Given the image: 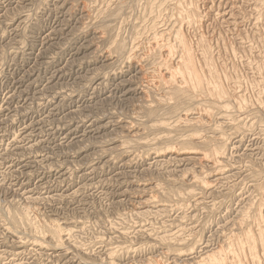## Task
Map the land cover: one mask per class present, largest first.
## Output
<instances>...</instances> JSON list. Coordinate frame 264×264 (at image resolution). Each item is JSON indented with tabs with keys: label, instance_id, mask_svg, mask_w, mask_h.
<instances>
[{
	"label": "rangeland",
	"instance_id": "374dc122",
	"mask_svg": "<svg viewBox=\"0 0 264 264\" xmlns=\"http://www.w3.org/2000/svg\"><path fill=\"white\" fill-rule=\"evenodd\" d=\"M203 1L204 0H199L197 2L200 7L199 11L200 13H202L201 28L204 31L200 28L199 29L203 33L199 29L196 30L195 28L181 23V21L179 22L177 18L175 20L176 16L174 12V15L172 14L173 16H169V14L171 15L170 10H168V13L166 11L167 14H165V12L160 13L164 16H161L160 14H158V12H150L145 5V0H141V2L137 4V7H133L130 11L125 10V12H123V15L121 16V19L115 22V28H117L115 29L116 35H118L121 39H125L127 42L130 39L128 44L131 46L132 37L134 38L138 36L136 32H138L139 29V35L141 36L137 37L138 40L134 41L133 43H141V45H139V48L141 49L137 50V56L140 55L137 59L138 62H141L143 59H141L142 55L140 52L144 50L143 52L145 53V50L148 48L146 45L149 44L148 37H150L151 31H149L148 33L147 31L150 29L152 20L156 22L157 20L158 22L162 21L161 24L157 25L158 31L169 28V26L174 25V22H178V24H175L176 26L182 24L181 28H183V34H186L187 41L192 39L188 43L192 41L195 42L196 39L193 38H197L198 40L199 36H203L205 42H207L206 44L208 45L207 48L209 50L208 52L209 56H211V59L213 60L215 57L218 58L214 59L216 62L213 61V63H215V68L216 63L218 67H221V69H217L220 72L219 74L221 76L224 75L230 77L231 79H234L236 75L235 81L232 79V83H234L235 89L237 87L241 88L245 84L247 85H245L246 87H243L241 89L237 88L236 91L239 90L237 92H239L240 95L244 92L241 97L243 98V95L245 94L243 99H246L247 102L249 101L250 109L258 110L259 105L257 106L256 104L261 103L264 98V84H262L264 83V77H260L264 76V35H262L264 34V5H262L263 10L259 13L260 15L258 16L257 14H255L254 4H252V1L250 0ZM206 1L211 2L208 3ZM141 3L146 7H144ZM232 3H234V5L237 7L232 9ZM112 4L113 6H115L116 2L114 0H0V209L12 203H16V205H12L14 207H18L19 205L21 206V204L27 207L29 205L30 209L37 207L36 209L38 210V212H41L43 215H45V217L49 216L51 219L56 218L61 222H63L62 220L69 222L71 220H74V222L77 223H75L77 226L72 225V227H76V229H78L80 228V226H82L84 228H82L83 230L81 229L80 232L76 229H72L75 232V238L73 237V241L75 240L78 246H81L85 249H81L80 251H83L81 253L80 251H78V249H75L73 242H69V240L66 241L67 243H64L65 245L63 246V249L60 250V253L47 249H43V251L38 246H30L26 243L25 245H23V248L22 246H20L18 242L19 240H17V238H22V241L29 242L31 240V236L29 235V233L23 232L20 233L21 236H19L20 234H17L14 237V235L10 234L7 230H5V228L1 227L3 224L0 223V264H85V261L88 257H90L88 259H91L92 263H99L106 260L107 257L105 258L104 256L106 254L105 251L107 250V248L109 249V247L116 248L117 246H121V241L122 243H125V246L127 244L140 246V243L141 246H144L141 251L139 250V253H136V255H126L125 257V253L121 254L122 256L120 257H122V259H118V261H122H120L121 264H125V262L126 264H129L132 261L136 262V260L140 262L145 260L149 256H159L161 258V261L163 262V260L166 259L161 254V252H164L163 249L156 248L154 250V248H152L151 246L158 245L151 243L149 239L150 237L147 236V234H149L153 229L157 230L156 232H161V229L164 226L163 224L168 225L170 224L169 222L173 223V227L171 226L172 229L169 228L171 232H174L178 228H183L185 230L186 228L187 230L189 228H195L197 231L201 232L200 234H202L203 232L202 241L206 242L208 246L210 245L211 248L215 249L222 242L221 240L223 238L220 235L222 233H225V230L227 231L230 228L235 230L236 228L230 223L225 228L224 222L226 221V219L228 218V220H230L231 222V220L238 217L237 209L239 207L245 205L248 199L254 201L256 199L255 191L253 190V188H251V184H253V182L250 181V179L252 180V178L249 176V174L253 170L264 172V165H262L264 164V139L260 134V130H264V122H262L263 124H257L256 127L255 125L253 126L260 132L258 130H255V128L253 127L250 128V122H248L250 118L249 116L244 114V110H241L240 112L242 113H239V117H242V120L244 119L243 121H245L246 125L248 124V128H250L251 132L245 131V135H232V137L230 138V146L228 147L229 149L227 152L229 156H227V159H229H226L225 161L227 166H225V163V165L223 164V174L226 177L224 175L221 176L217 180V183H223L219 185L215 184L210 188L211 190L209 189L213 192V195L206 197L203 195H196V199H193L191 201L192 203H189L190 207H188V205L185 209V215L188 218L184 220L178 219L182 217L180 215L183 214L182 210L180 209L179 211L172 209V211H170L166 215H162L161 213H155V216L152 215L154 213L148 215L145 214L146 216L137 214L134 215L135 212L133 213L132 211L133 206L138 202V204H140L139 200L144 201L143 199L146 198L145 195L141 194V192L138 191V189L141 188H139L138 186L144 187V185L151 186L161 183L160 185H163V187L165 188V184L168 185L169 182L173 183V181L179 179L180 172L182 170L190 168V161H176L175 159L172 160V158H170V160H167L169 162L167 164L163 163L164 161H166V159L164 158L150 156L146 159L145 157L135 159L136 161L133 160L131 164L127 165V159H129V157H133L134 155L139 156L141 155L139 154L140 152L146 150L145 148L140 147V145L138 146L137 143H144L145 140H142L143 138L146 140H150V138L154 137V135L152 134L155 133H145L144 131L142 132L144 134L141 133L142 136L139 137L140 140L135 143L136 145L134 143L132 144L133 147H130L127 155L121 154L118 156L119 152L122 151V148L120 149V147H118L119 144H122V137H126L129 135H126L127 132H123L121 128L126 126V124L128 125V123L132 119L133 120L131 122L136 123L137 120L135 121L134 119H138V116H140V119L142 120V113H140L138 109L139 105L137 104H140V102H142V90L143 87H145L144 85L146 84L144 83V81L142 82V72H139V70H137L138 68H128L126 65L114 59L115 57H113L112 55L106 56V54L109 55L107 53V46L109 44L108 38L102 40L103 36H101L100 32L94 28H91L93 27V24H95L99 20L97 12H104V8L106 6L107 7L105 8V11L107 12L109 9H111L112 6L110 5ZM85 5H89L92 11L89 10V7H85ZM237 8H240V10H238ZM141 9L143 13H141ZM146 9H148L147 12H145ZM91 12L93 16L91 15ZM146 14L150 15L151 17L146 16ZM216 14H218L219 16H216ZM141 16H143V22L141 20ZM168 17H170L172 20ZM155 18L158 19L155 20ZM233 18H235V20ZM255 18L258 19L259 23ZM90 21L94 23H91ZM142 24L144 27L142 26ZM118 25L120 27H118ZM146 26L149 28H147ZM258 26L260 30L257 29ZM82 28L85 29L83 30ZM145 29L146 31H144ZM193 29L195 31H193ZM204 33L206 34V36L204 35ZM258 33L262 34L259 35ZM224 34L226 36H224ZM243 35H245V38L243 37ZM253 35L256 37V39ZM251 36H253V38ZM236 37L241 38L238 39ZM249 37H251V42L253 43L249 42L251 40L249 39ZM92 38L94 40H91ZM205 38L207 39V41ZM209 38L211 39V41L209 40ZM222 39L224 43H226V47L225 44L222 43ZM197 40L194 44H192L193 42L190 44L191 47L195 45L198 47ZM237 41L239 43H237ZM259 43H261L262 46ZM143 44L144 46L142 48ZM216 44L221 45L220 48L219 45L217 46ZM227 44L230 45L228 46ZM231 45L233 46V48ZM237 45L238 47H235ZM196 46L195 48L192 47V49L193 52L196 53H194L195 57L199 55V60H197L196 57V61L200 62V52H198V48ZM209 46L210 49L212 46V50L209 49ZM196 48L197 51H195ZM47 49L49 50L47 51ZM224 49L226 52L224 51ZM236 51H238L239 53ZM143 52L142 54H144ZM228 52H231V55ZM239 55L241 56V58H239ZM212 56H214V58H212ZM260 60L263 62H261ZM229 67L230 69L232 68L233 71L232 69L230 70ZM121 68L124 69L122 70ZM227 68L230 70H228L229 72H226ZM234 68L238 69L235 70ZM234 70L237 74H234ZM237 70L241 72L238 73ZM240 74L242 75V77ZM237 76L238 78L240 77V80L243 79L240 82H242L244 85L242 83H238L239 79L237 78ZM252 79L256 81L254 82ZM257 80H259L258 83L260 82L259 85L256 83ZM222 81L224 83L225 80ZM250 81L254 83H251ZM249 82L250 86L254 84L256 88H254V86H248ZM224 84V86H226L227 88L228 86L226 82ZM247 87L248 89H246ZM259 87L263 88L259 90ZM243 89L248 90V92L244 91ZM251 92L254 93V96H259L261 99L259 97L254 98ZM251 97L254 99L253 103ZM255 101H258L259 103H256ZM232 102L230 103V110H235L238 114V107L234 108L233 105H235V102ZM254 104L257 108L254 106ZM232 111L230 113H232ZM135 112H137V114ZM236 112L234 114H236ZM260 112H262L260 114L263 118L264 111ZM182 115L183 114H181V117L183 118ZM101 126H103V128ZM227 131L229 132L228 135H230V133H234L228 125L224 127V130H222V132L227 133ZM246 133L249 134L247 135ZM240 136L241 138H239ZM115 137L116 139H114ZM112 148H114L115 150ZM137 148L139 150H137ZM113 152H115L116 154ZM85 159L88 160L86 161ZM178 162L181 163L179 164ZM228 164L232 168H230ZM251 165L253 167H251ZM248 167L251 168L249 169ZM194 168V173H196L197 176L205 177V175H202L201 171L198 170L199 167ZM226 174H229V176H227ZM169 176H171L172 178H169ZM259 181H262V183H264V180L261 178H259ZM185 182H189V180ZM135 188L137 189V191L135 190ZM252 190L254 191V196L253 194H251L253 193ZM131 191L134 192L132 193ZM195 191V194H200V191ZM215 192H218V195ZM216 195L218 196V198ZM201 197H205V199ZM222 198L225 199V201ZM197 199L200 202L202 201V203L197 206H193L195 204L194 200ZM239 199L243 200H241L240 202ZM236 200L238 202H236ZM77 201L79 204L77 203ZM210 202L216 203L217 207L215 208V213H212L210 217H208L209 215L207 214V210H205L203 207H205L206 204L210 205ZM256 202L257 201H255L254 204H256ZM5 203H7L6 206ZM200 205L202 206L200 207ZM220 205L223 206L221 207ZM243 208H246V206ZM121 214L122 217H120ZM123 214L126 216H123ZM193 214L195 216V219L191 220L189 216H193ZM262 214L264 215V213ZM150 215L151 219H149ZM157 215H160V217H157ZM232 216H234V218ZM155 217H157V219ZM75 219L79 221H76ZM141 219H148L150 224L148 223V221L145 220L144 222ZM129 220L131 221V224L133 223L135 225L136 223L138 225H141H131L129 223ZM155 223L157 224L155 225ZM151 224H153L154 226ZM262 224H264V222ZM89 225L93 226L91 227ZM124 225L125 228H122L124 227ZM144 227L147 228L144 229ZM129 228L132 229L129 230ZM138 230H140L139 233L136 232ZM121 231L129 232H127V237L129 238L128 241L124 240L121 237L118 238ZM219 231L222 232L219 233ZM131 233L133 234L132 239L130 238ZM22 234L24 236H22ZM141 236H144L145 238L148 237V240L145 238L142 239ZM139 237L141 238L140 240ZM137 239L140 242H137ZM132 241L134 243L137 242L138 244H134ZM146 241L151 246H149ZM203 246H201L199 250L203 251ZM144 249L147 250L145 251ZM78 252H80V254ZM62 253L65 255H61ZM57 255H60L61 257ZM85 255L87 257H85ZM93 257H95V259ZM100 257H104V260ZM133 258H135V260H133ZM88 259L86 262L90 263L91 261L89 262ZM97 260L99 262H97ZM180 262L182 264L184 261L180 260ZM190 262L192 261H188V263Z\"/></svg>",
	"mask_w": 264,
	"mask_h": 264
},
{
	"label": "bare ground",
	"instance_id": "6f19581e",
	"mask_svg": "<svg viewBox=\"0 0 264 264\" xmlns=\"http://www.w3.org/2000/svg\"><path fill=\"white\" fill-rule=\"evenodd\" d=\"M116 2L115 6H112L111 9H109L107 12L105 11L101 13V11L97 12L98 13V22L93 24V27L97 31L100 32L102 37V40L107 39L109 41V44L107 46V53L106 56L112 55L115 57L117 61L120 63L126 65L128 68H138L139 72H142V82L146 85L143 87L142 90V97L138 109L141 114L138 116V119H134L137 122H129L128 125L122 127L121 129L123 132H127L126 137H122V144H119L118 147L120 149L122 148V151L119 152L118 156L121 154H126L129 151L130 147H133V143H137V141L140 140L139 137L142 136L143 131L149 132V133H155L152 134L154 135L153 138H150V140L142 139L145 140V142H138V146L145 148L146 150H143V152H140L139 154L141 155H134L136 157H129L127 159L128 164H131L133 160L135 159H140L145 157L148 158L150 156H156L159 158H164L166 161H162L163 163H169L167 160H170V158L175 159L176 161L180 160H187L190 161L189 169L182 170L180 172L179 179H176L173 181V183L169 182L168 185L165 184V188L163 185L161 186L160 184H154V185H144L143 186H137L140 188L138 189L141 194L145 195L146 198H144L140 201V204L136 203V205L133 206L132 211L133 213L135 212L134 215H145V214H152L155 216V213H161L162 215L168 214L170 211L177 210L179 211L182 210V213L179 220H184L188 217L185 215V209L189 205V203H192L191 201L193 199H196V195H203V196H211L213 195V192L210 191L211 187L214 186L215 184L217 185V180L223 176V169L224 165L226 164V159L228 156V147L229 145V140L232 137V135H243L245 131H250V128H252L254 125L256 127L257 124H263L264 122V116L262 118L261 114L264 111V98L261 101V103L256 104L258 106V110L256 109H250V103L249 101L247 102L246 99L241 97L239 94V90L236 91L237 87L235 89L234 83H232V79L228 76H221L219 71L217 70L218 68L221 69V67H218L216 63V68H215V63L216 62L214 59H211V56H209V50H208V45L206 44L203 36H199L198 40L196 39L197 45H198V52H200V62L196 61L199 60V55L194 56L196 53L193 52L192 47L195 48V46L191 47V43H188L190 40L191 35L189 36L190 40L187 41L186 34H183V31L181 28L182 24H178V22H174V25L169 26V28L162 29L160 31L157 30V25L161 24L162 21L158 22V18L151 23L150 29L147 31H151L150 37H148V42L146 46L148 47L145 50V53L142 54L143 59L141 62H138V57L137 56L138 49L141 45L140 42L133 43L134 41L138 40L137 37H140L139 35V29L137 33V37H132V42L131 46L128 44V42L125 39H121L118 35H116V23L118 20L121 19V16L123 15V12L125 10L130 11L133 7H137V4L141 2V0H114ZM144 1V0H142ZM199 1V0H198ZM197 0H145V5L149 9L150 12H158V14L165 12V14L168 13V10L171 11V15L173 16V12L175 13V20L176 18L178 21L189 27L197 29H202L201 24H202V13H200V7ZM205 1V0H204ZM203 1V2H204ZM238 1V0H237ZM247 1V0H246ZM252 1V4H254V11L255 14L258 16L260 15L259 13L262 12V5H264V0H250ZM65 2V1H64ZM208 2V1H206ZM205 2V3H206ZM211 2V1H209ZM208 2V3H209ZM104 3V2H103ZM107 3V2H106ZM144 3V2H142ZM141 3V4H142ZM102 4V3H101ZM226 4V3H225ZM232 9L236 8L237 6L232 3ZM83 5V4H82ZM143 5V4H142ZM244 5V4H243ZM1 6V5H0ZM84 6V5H83ZM97 6V5H96ZM102 6V5H101ZM100 6V9H101ZM140 6V5H139ZM138 6V7H139ZM144 6V5H143ZM144 6V7H146ZM218 6V5H217ZM220 6V5H219ZM225 6V5H224ZM85 7H89V5H85ZM264 7V6H263ZM12 8V7H11ZM19 8V7H18ZM103 8V7H102ZM216 8V7H215ZM221 8V7H220ZM6 9V8H5ZM9 9V8H7ZM146 9L145 12L148 11ZM218 9V8H217ZM240 10V8H237ZM89 10H91V7H89ZM95 10V9H93ZM97 10V7H96ZM209 10V9H208ZM215 10V9H214ZM228 10V9H227ZM226 10V11H227ZM242 10V9H241ZM5 11V10H4ZM13 11V10H12ZM86 11V10H85ZM142 11V9H141ZM167 11V13H166ZM231 11V10H230ZM252 11V10H251ZM6 12V11H5ZM95 12V11H94ZM139 12V11H138ZM149 12V13H150ZM240 12V11H239ZM253 12V11H252ZM56 13V12H55ZM96 13V15H97ZM143 13V11L141 12ZM230 13V12H229ZM244 13V12H243ZM254 13V12H253ZM154 14V13H153ZM151 14V15H153ZM173 14V15H172ZM247 14V12H246ZM2 15V14H1ZM85 15V14H84ZM88 15V13H87ZM91 15L93 16L92 12ZM131 15V14H130ZM161 15V14H160ZM163 15V14H162ZM161 15V16H162ZM204 15V13H203ZM229 15V14H228ZM233 15V14H232ZM231 15V16H232ZM235 15V14H234ZM237 15V14H236ZM245 15V14H244ZM144 16V15H143ZM143 16H141V20L143 19ZM151 17L150 15H147ZM156 16V14H155ZM164 16V15H163ZM168 16V15H167ZM216 16H219L216 14ZM263 16V14H262ZM91 17V16H90ZM145 17V16H144ZM154 17V16H152ZM233 17V16H232ZM250 17V16H249ZM96 18V17H95ZM170 18V17H168ZM247 18V17H246ZM264 18V16H263ZM67 19V18H66ZM80 19V18H79ZM93 19V18H91ZM149 19V18H147ZM145 19V20H147ZM153 19V18H152ZM160 19V18H159ZM171 19V18H170ZM235 20V18H233ZM257 22L259 23L258 19L255 18ZM23 20V19H22ZM123 20V18H122ZM121 20V21H122ZM140 20V21H141ZM144 20V19H143ZM142 20V22H143ZM164 20V18H163ZM172 20V19H171ZM221 20V19H220ZM233 20V21H234ZM94 21V20H93ZM97 21V20H96ZM206 21V20H205ZM214 21V19H213ZM224 21V20H223ZM244 21V20H243ZM28 22V21H27ZM91 22V21H90ZM146 22V21H145ZM216 22V21H215ZM214 22V23H215ZM242 22V21H241ZM94 23V22H91ZM114 23V24H113ZM148 23V22H147ZM173 23V21H172ZM227 23V22H226ZM239 23V22H238ZM255 23V22H253ZM26 24V23H25ZM144 24V23H143ZM142 24V26H143ZM216 24V23H215ZM221 24V23H220ZM219 24V26H220ZM236 24V22H235ZM88 25V24H87ZM139 25V24H138ZM150 25V24H149ZM226 25V24H225ZM241 25V24H240ZM247 25V24H246ZM137 26V25H136ZM140 26V25H139ZM185 26V27H187ZM203 26V25H202ZM22 27V26H21ZM118 27H120L118 25ZM138 27V26H137ZM144 27V26H143ZM147 27V26H146ZM183 27V26H182ZM149 28V27H147ZM205 28V27H204ZM234 28V27H233ZM14 29V28H13ZM80 29V28H79ZM83 29V28H82ZM85 29V28H84ZM83 29V30H84ZM199 29V30H200ZM259 29V26L258 28ZM30 30V29H29ZM134 30V29H133ZM189 30V29H188ZM203 30V29H202ZM225 30V29H224ZM237 30V29H236ZM240 30V29H239ZM244 30V29H243ZM260 30V29H259ZM263 30V29H262ZM137 31V30H136ZM142 31V30H141ZM146 31V29L144 30ZM191 31V30H190ZM193 31H195L193 29ZM201 31V30H200ZM204 31V30H203ZM221 31V30H220ZM226 31V30H225ZM234 31V30H233ZM248 31V30H247ZM81 32V31H80ZM134 32V31H133ZM189 32V31H188ZM202 32V31H201ZM199 32V33H201ZM263 32V31H262ZM96 33V31H95ZM135 33V34H136ZM142 33V32H140ZM146 33V34H147ZM187 33V31H186ZM195 33V32H194ZM203 33V32H202ZM211 33V32H210ZM238 33V32H237ZM256 33V32H255ZM80 34V33H78ZM150 34V33H149ZM192 34V33H191ZM197 34V33H195ZM227 34V33H226ZM248 34V33H247ZM259 34V33H258ZM257 34V35H258ZM262 34V33H260ZM259 34V35H260ZM145 35V34H144ZM193 35V34H192ZM198 35V34H197ZM203 35V34H201ZM206 36V34L204 33ZM211 35V34H210ZM241 35V34H240ZM246 35V34H245ZM243 35V37L245 36ZM264 35V34H262ZM261 35V36H262ZM99 36V35H98ZM196 36V35H195ZM204 36V37H205ZM224 36H226L224 34ZM237 36V35H236ZM239 36V35H238ZM242 36V35H241ZM247 36V35H246ZM254 36V35H253ZM253 36H251L253 38ZM242 37V38H243ZM249 37V39H251ZM255 37V36H254ZM258 37V36H257ZM263 37V36H262ZM15 38V37H14ZM72 38V37H71ZM101 38V37H98ZM125 38V37H124ZM128 38V37H127ZM143 38V37H142ZM226 38V37H225ZM224 38V39H225ZM229 38V37H227ZM238 38V37H236ZM241 38V37H240ZM238 38V39H240ZM245 38V37H244ZM248 38V37H247ZM259 38V37H258ZM257 38V39H258ZM96 39V38H95ZM141 39V38H140ZM206 39V38H205ZM215 39V38H214ZM256 39V37H255ZM264 39V38H263ZM15 40V39H14ZM91 40H94L93 38ZM97 40V39H96ZM144 40V39H143ZM142 40V41H143ZM195 40V42H196ZM211 41V39L209 38ZM229 40V39H227ZM235 40V38H234ZM247 40V39H246ZM98 41V40H97ZM141 41V40H140ZM207 41V39H206ZM214 41V40H213ZM218 41V40H217ZM223 41V39H222ZM242 41V40H241ZM249 41V40H248ZM252 39L249 41L250 43ZM254 41V40H253ZM258 41V40H257ZM262 41V40H261ZM147 42V41H146ZM147 42V43H148ZM193 42L192 44H194ZM209 42V41H208ZM231 42V41H230ZM233 42V40H232ZM236 42V41H235ZM234 42V43H235ZM243 42V41H242ZM247 42V41H246ZM259 42V41H258ZM224 43V41L222 42ZM237 43H239L237 41ZM255 43V42H254ZM8 44V43H7ZM43 44V42H42ZM225 47H226V43ZM232 44V43H231ZM241 44V42H240ZM244 44V43H243ZM249 44V43H248ZM261 45V43H259ZM264 44V43H263ZM5 45V44H3ZM149 45V46H148ZM210 45V44H209ZM217 45V44H216ZM219 45V44H218ZM217 45V46H218ZM228 46L230 44H227ZM255 45V44H254ZM130 46V47H129ZM144 44L142 45L143 48ZM216 46V47H217ZM221 45H219L220 48ZM232 46V45H231ZM230 46V47H231ZM250 46V45H249ZM262 46V45H261ZM98 47V46H97ZM224 47V48H225ZM235 47H238L235 46ZM243 47V46H239ZM4 48V47H3ZM26 48V47H25ZM197 48L195 51H197ZM233 48V46H232ZM254 48V47H253ZM261 48V47H260ZM96 49V48H94ZM210 49V46H209ZM230 49V48H229ZM237 49V48H236ZM243 49V48H242ZM263 49V48H262ZM49 49H47L48 51ZM78 50V49H77ZM212 50V46L211 49ZM234 50V49H233ZM240 50V49H239ZM245 50V49H244ZM243 50V51H244ZM93 51V50H92ZM105 51V50H104ZM223 51V50H222ZM225 51V49H224ZM228 51V50H227ZM232 51V50H231ZM247 51V49H246ZM257 51V49H256ZM261 51V50H260ZM94 52V51H93ZM98 52V51H97ZM214 52V51H213ZM226 52V51H225ZM238 52V51H236ZM242 52V51H241ZM195 53V54H194ZM229 53V52H228ZM239 53V52H238ZM231 55V52L229 53ZM234 54V53H232ZM237 54V53H236ZM244 54V52H243ZM217 55V54H216ZM220 55V54H219ZM241 55V54H240ZM239 55V56H240ZM233 56V55H232ZM238 56V57H239ZM248 56V55H246ZM2 57V56H1ZM37 57V56H36ZM222 57V56H221ZM244 57V56H243ZM28 58V57H27ZM33 58V57H32ZM88 58V57H87ZM86 58V59H87ZM106 58V57H105ZM104 58V60H105ZM237 58V57H236ZM241 58V56L239 57ZM251 58V56H250ZM255 58V57H254ZM257 58V57H256ZM140 59V60H141ZM230 60V59H229ZM237 60V59H236ZM103 61V60H102ZM232 61V60H231ZM261 61V60H260ZM259 61V62H260ZM264 61V60H263ZM261 61V62H263ZM254 62V61H253ZM140 63V64H139ZM238 64V63H237ZM252 64V63H251ZM258 64V63H256ZM261 65V64H260ZM259 65V66H260ZM264 65V64H263ZM103 66V65H102ZM226 66V65H224ZM30 67V66H29ZM122 67V66H121ZM247 67V66H246ZM258 67V66H257ZM263 67V66H262ZM34 68V67H33ZM260 68V67H259ZM64 69V68H63ZM62 69V70H63ZM122 69V68H121ZM124 69V68H123ZM122 69V70H123ZM223 69V68H222ZM225 69V68H224ZM230 69V67H229ZM227 68L226 72L229 70ZM232 69V68H231ZM230 69V70H231ZM235 69V68H234ZM238 69V68H236ZM235 69V70H236ZM248 69V68H247ZM256 69V68H255ZM258 69V68H257ZM261 69V68H260ZM264 69V67H263ZM116 70V69H115ZM118 70V69H117ZM229 70V71H230ZM234 70V74H237L236 71ZM242 70V69H240ZM31 71V70H30ZM119 71V70H118ZM218 71V72H217ZM223 71V70H222ZM228 71V72H229ZM233 71V69H232ZM238 71V70H237ZM259 71V70H258ZM58 72V71H57ZM98 72V71H96ZM127 72V71H125ZM136 72V71H135ZM241 71H238V73ZM257 72V71H255ZM233 73V72H232ZM245 73V72H244ZM253 73V72H252ZM263 73V72H261ZM224 74V73H223ZM227 74V73H226ZM225 74V75H226ZM229 74V73H228ZM260 74V73H259ZM230 75V74H229ZM241 75V74H240ZM246 75V74H245ZM257 75V74H256ZM133 76V75H132ZM234 76V75H233ZM244 76V75H243ZM250 76V75H249ZM255 76V75H254ZM137 77V75H136ZM141 77V76H140ZM242 77V75H241ZM247 77V76H246ZM264 77V76H260ZM259 77V78H260ZM139 78V77H138ZM236 78V75H235ZM235 78L233 79L235 81ZM238 78V76H237ZM240 78V77H239ZM238 78V79H239ZM253 78V77H252ZM242 79V78H241ZM247 79V78H246ZM257 79V78H256ZM123 80V79H122ZM127 80V79H126ZM222 80H225L224 83L226 82V86L223 83ZM243 80V79H242ZM239 79L238 83H242V81ZM254 81V79H252ZM263 80V79H262ZM260 80V81H262ZM129 81V79H128ZM127 81V82H128ZM237 81V79H236ZM248 81V80H247ZM245 81V82H247ZM256 81V80H255ZM254 81V82H255ZM259 80H257V84L259 85L260 82L258 83ZM264 81V80H263ZM125 82V81H124ZM139 82V81H138ZM251 83H254L250 81ZM250 82L249 85L250 86ZM130 83V82H129ZM143 83V84H144ZM255 83V84H256ZM57 84V83H56ZM243 84V83H242ZM241 84V86H242ZM248 84V83H247ZM264 84V83H262ZM232 85V86H231ZM244 85V84H243ZM246 85V84H245ZM243 87H246V86ZM252 85V84H251ZM257 85V87H258ZM142 86V85H141ZM239 86V85H238ZM252 86L255 87L253 84ZM250 86V87H252ZM263 86V85H262ZM241 87V88H243ZM240 88V89H241ZM252 88V89H254ZM263 88V87H261ZM259 87V90L261 89ZM135 89V88H134ZM248 89V87L246 88ZM264 89V88H263ZM132 90V89H131ZM130 90V91H131ZM244 90V89H243ZM242 90V91H243ZM140 91V90H139ZM247 91L248 90H244ZM135 92V91H134ZM261 92V91H260ZM259 92V93H260ZM264 92V91H263ZM126 93V92H125ZM139 93V92H138ZM246 93V92H245ZM258 93V94H259ZM90 94V93H89ZM250 94V93H249ZM254 96V93L251 92ZM257 94V95H258ZM262 94V93H261ZM264 94V93H263ZM33 95V94H32ZM260 95V94H259ZM248 96V95H247ZM264 96V95H263ZM38 97V96H37ZM106 97V96H105ZM249 97V96H248ZM247 97V99H248ZM259 97V96H254ZM39 98V97H38ZM252 98V97H251ZM260 98V97H259ZM62 99V98H61ZM140 99V98H139ZM258 99V98H257ZM261 99V98H260ZM88 100V99H87ZM106 100V99H105ZM110 100V99H109ZM251 100V99H249ZM253 98H252V103H253ZM108 101V100H107ZM130 101V100H129ZM139 101V100H138ZM235 102V105L233 107H238L236 114L235 112L230 110V103ZM69 102V101H68ZM232 102V103H233ZM256 102V101H255ZM256 102V103H257ZM132 103V102H131ZM136 104V103H135ZM60 105V104H59ZM133 105V104H132ZM254 104V106L256 107ZM58 106V104H57ZM252 106V104H251ZM233 108V109H234ZM257 108V107H256ZM261 109V110H260ZM244 110V114L249 116V127L248 124L246 125L245 121L242 120V117L240 118L239 113H242L240 111ZM232 111V113H230ZM134 112V111H133ZM183 112V113H182ZM234 112V113H233ZM130 113V112H129ZM137 114V112H135ZM181 114H183V118L181 117ZM243 114V115H244ZM244 115V116H245ZM248 118V117H247ZM87 120V119H86ZM127 120V119H126ZM171 120V121H170ZM247 120V119H246ZM115 121V120H114ZM119 121V120H118ZM91 122V121H90ZM108 122V121H107ZM90 124V123H89ZM108 124V123H106ZM226 125L229 126L230 129H232L234 132L233 134L230 133L228 135L227 133H223L222 130H224V127ZM87 126V125H86ZM104 126V125H103ZM103 126H101L103 128ZM105 127V126H104ZM253 127V128H255ZM57 129V128H56ZM226 129V128H225ZM228 129V128H227ZM60 130V129H59ZM210 132H209V131ZM255 130H258L255 128ZM114 131V130H113ZM208 131V132H206ZM259 131V130H258ZM261 135L263 136L264 139V130H260ZM259 131V132H260ZM87 132V131H86ZM91 132V131H90ZM97 132V131H96ZM140 134H139V133ZM263 132V133H262ZM105 133V132H104ZM117 133V132H116ZM142 133V134H141ZM103 134V133H102ZM120 134V133H118ZM117 134V135H118ZM124 134V133H123ZM228 136H227V135ZM247 134V133H246ZM249 134V133H248ZM247 134V135H248ZM259 134V133H258ZM107 135V134H106ZM105 135V136H106ZM116 135V136H117ZM122 135V134H120ZM119 135V136H120ZM125 135V134H124ZM245 135V134H244ZM99 136V135H98ZM108 136V135H107ZM118 136V137H119ZM149 136V135H147ZM146 136V137H147ZM89 137V136H88ZM144 137V136H143ZM145 137V138H146ZM256 137V136H255ZM241 138V136L239 137ZM253 138V137H252ZM86 139V138H85ZM111 139V138H110ZM116 139V137L114 138ZM121 139V138H120ZM244 139V138H243ZM248 139V138H247ZM70 141V140H69ZM95 141V140H94ZM85 142V141H84ZM100 142V141H99ZM78 144V143H77ZM84 144V143H83ZM82 145V144H81ZM91 145V144H90ZM136 145V144H135ZM115 147V146H114ZM139 148V147H138ZM137 148V150H139ZM114 149V148H112ZM119 149V148H118ZM109 150V149H108ZM115 150V149H114ZM134 150V149H132ZM260 150V149H259ZM263 150V149H262ZM80 151V150H79ZM101 151V150H100ZM104 151V150H103ZM102 151V152H103ZM70 152V151H69ZM134 152V151H133ZM64 153V152H63ZM115 153V152H113ZM69 154V153H68ZM100 154V153H99ZM105 154V153H104ZM116 154V153H115ZM88 155V154H87ZM117 156V155H115ZM259 156V155H258ZM229 157V156H228ZM94 158V157H93ZM115 158V157H114ZM131 158V159H130ZM153 158V157H152ZM253 158V157H252ZM83 159V158H82ZM151 159V158H150ZM229 159V158H228ZM227 159V160H228ZM251 159V158H250ZM66 160V159H65ZM86 161L88 159H85ZM109 160V159H108ZM136 161V160H135ZM253 161V160H252ZM124 162V161H123ZM83 163V162H82ZM81 163V164H82ZM106 163V162H105ZM179 163V162H178ZM181 163V162H180ZM179 163V164H180ZM225 163V164H224ZM255 163V161H254ZM259 163V162H258ZM264 163V162H263ZM85 164V163H84ZM125 164V163H124ZM224 164V165H223ZM233 164V163H232ZM65 165V164H64ZM113 165V164H112ZM229 165V164H228ZM254 165V164H253ZM261 165V164H260ZM259 165V166H260ZM264 165V164H262ZM227 166V164L225 165ZM247 166V165H246ZM249 166V165H248ZM57 167V166H56ZM65 167V166H64ZM76 167V166H75ZM74 167V168H75ZM108 167V166H107ZM111 167V166H110ZM194 167H199L198 170L201 171L202 175H205V177H199L197 176L196 173H194ZM230 167V165H229ZM228 167V168H229ZM251 167H253L251 165ZM250 167V168H251ZM262 167V166H261ZM63 168V167H62ZM117 168V167H115ZM232 168V167H230ZM249 168V167H248ZM249 168V169H250ZM263 168V167H262ZM51 170V169H50ZM103 171V170H102ZM49 172V169H48ZM65 172V171H64ZM67 172V171H66ZM95 172V171H94ZM149 172V171H148ZM198 172V171H197ZM225 172V170H224ZM72 173V172H71ZM264 172H258V170H253L250 172L249 176L252 178L250 181L253 182L251 184V188L255 191V201L256 204H254V200L248 199L247 203L243 205L242 207H239L237 210V215L238 217L232 216L234 219L228 220L226 219L225 223V228L227 225L230 223L232 226L236 227L234 229H228L227 231L225 230V233H222L220 236H222V242L218 247L215 249L211 248L210 245L208 246L206 242L202 241L203 240V232L197 231L195 228H189L187 230L183 228H178L174 232H171L169 228L173 225L172 222H169L170 224H161L163 227L161 229V232H156L157 230H151L147 236H149L151 243L158 245V246H151L150 244L146 243L154 248L158 249H163L164 252H161L162 256H164L166 259L161 261V258L159 256L157 257H148L143 261L136 262L132 261L129 264H181L180 260H183L184 262L187 263H182V264H264V224H262L264 221V183L262 181H259V178L264 180ZM196 174V175H195ZM199 174V173H198ZM238 174V173H237ZM4 175V174H3ZM84 175V174H83ZM227 175V174H226ZM7 176V175H6ZM62 176V175H61ZM201 176V175H200ZM225 176V175H224ZM229 176V174L227 175ZM171 176H169L170 178ZM226 177V176H225ZM2 178V177H1ZM5 178V177H4ZM64 178V177H63ZM85 178V177H84ZM168 178V179H169ZM172 178V177H171ZM178 178V177H177ZM223 178V177H222ZM229 178V177H228ZM7 179V178H6ZM110 179V178H109ZM248 179V178H247ZM53 180V179H52ZM58 180V179H57ZM158 180V179H157ZM162 180V179H161ZM164 180V179H163ZM189 180V182H185ZM225 180V178H224ZM223 180V181H224ZM55 181V180H54ZM64 181V180H63ZM90 181V180H89ZM159 181V180H158ZM59 182V181H58ZM109 182V181H108ZM149 182V181H148ZM166 182V181H165ZM164 182V183H165ZM219 182V181H218ZM110 183V182H109ZM144 183V182H143ZM158 183V182H157ZM223 183V182H221ZM219 182V184H221ZM4 184V183H3ZM22 184V183H21ZM25 184V183H24ZM50 184V183H49ZM53 184V183H52ZM90 184V183H89ZM140 184V183H139ZM163 184V183H162ZM218 184V185H219ZM17 185V184H16ZM69 185V184H68ZM91 185V184H90ZM103 185V184H102ZM106 185V184H105ZM111 185V184H110ZM190 185V186H189ZM233 185V184H232ZM98 186V185H97ZM168 186V188H167ZM235 186V185H234ZM218 187V186H217ZM36 188V187H35ZM66 188V187H65ZM78 188V187H77ZM227 188V187H226ZM37 189V188H36ZM53 189V187H52ZM117 189V188H116ZM134 189V188H133ZM135 188V190L137 191ZM210 189V190H209ZM229 189V188H228ZM234 189V187H233ZM15 190V189H14ZM29 190V189H28ZM41 190V189H40ZM134 190V191H135ZM195 190L200 191V194H195ZM213 190V189H212ZM232 190V189H231ZM230 190V191H231ZM252 190V191H253ZM24 191V190H23ZM31 191V190H30ZM81 191V190H80ZM79 191V192H80ZM88 191V190H87ZM96 191V189H95ZM125 191V190H124ZM123 191V192H124ZM128 191V190H127ZM133 191V192H134ZM215 191V190H214ZM219 191V190H218ZM228 191V190H227ZM251 191V192H252ZM254 191L253 196H254ZM14 192V191H13ZM72 192V191H71ZM132 192V191H131ZM130 192V193H131ZM132 192V193H133ZM23 193V192H22ZM35 193V192H34ZM216 193V192H215ZM214 193V195H215ZM224 193V192H223ZM231 193V192H230ZM233 193V192H232ZM41 194V193H40ZM56 194V193H55ZM123 194V193H122ZM218 195V192L216 193ZM240 194V193H239ZM119 195V194H118ZM136 195V194H135ZM216 195V196H217ZM222 195V193H221ZM227 195V194H226ZM223 195V196H226ZM232 195V194H231ZM66 196V195H65ZM229 196V195H228ZM227 196V197H228ZM248 196V195H247ZM28 197V196H27ZM205 197H201L205 199ZM220 197V195H219ZM237 197V195H236ZM245 197V196H244ZM54 198V197H53ZM67 198V197H66ZM208 198V197H207ZM213 198V197H212ZM218 198V196H217ZM243 198V197H242ZM253 198V197H252ZM35 199V198H33ZM47 199V198H44ZM223 199V198H222ZM220 199V200H222ZM227 199V198H226ZM230 199V197H229ZM254 199V198H253ZM16 200V199H14ZM19 200V199H18ZM32 200V199H31ZM75 200V199H74ZM73 200V201H74ZM225 201V199H223ZM235 200V199H234ZM240 200V199H239ZM243 200V199H241ZM240 200V202H241ZM7 201V200H6ZM12 201V200H10ZM76 201V200H75ZM229 201V200H228ZM47 202V201H46ZM142 202V203H141ZM195 204L193 206H197L202 203L198 199L194 200ZM222 202V201H221ZM220 202V203H221ZM232 202V201H230ZM229 202V203H230ZM234 202V201H233ZM236 202H238L236 200ZM235 202V203H236ZM239 202V203H240ZM73 203V202H72ZM75 203V202H74ZM78 203V201H77ZM132 203V201H131ZM211 203V202H210ZM223 203V202H222ZM226 203V202H225ZM228 203V204H229ZM7 203H5L6 206ZM13 204V203H12ZM10 204L6 207H2L0 209V223L3 224L1 227L5 228L10 234L14 235V237L17 234L20 233H25L28 232L29 235L31 236V242L29 241H22V238H17L19 240L20 246L24 248L23 245L29 244L30 246H38L41 250L47 249V250H52L54 252H61L60 250L63 249V246L65 245L64 243L69 240V242H73L75 249H78L80 251L81 249H84L81 246H78L77 242L75 240L73 241L74 237V230L76 227H72V225H76L77 223L74 222V220L69 221H64L63 222L59 221L58 219H51L49 216L43 215L38 212V210L34 207L33 209H30L29 205L24 206L21 204V207L19 204L18 207H14L13 205L15 204ZM48 204V203H47ZM79 204V203H78ZM134 204V203H133ZM233 204V203H232ZM241 204V203H240ZM72 205V204H71ZM227 205V204H226ZM231 205V204H230ZM34 206V205H33ZM67 206V205H66ZM192 206V207H193ZM202 205H200L201 207ZM221 207L223 205H220ZM246 208H243L245 207ZM190 207V205L188 206ZM217 207L216 203H211L210 205H207L203 207L205 210H207V214L210 215L212 213H215V208ZM226 207V206H225ZM231 207V206H230ZM41 208V207H40ZM58 208V207H57ZM80 208V207H79ZM130 208V207H129ZM220 208V207H219ZM227 208V207H226ZM218 209V208H217ZM84 210V209H83ZM242 210V211H241ZM126 211V210H125ZM131 211V212H132ZM228 211V210H227ZM52 212V211H51ZM100 212V211H99ZM206 212V211H205ZM45 213V212H44ZM54 213V211H53ZM57 213V212H55ZM236 213V212H235ZM50 214V213H49ZM204 214V213H203ZM217 214V213H216ZM192 215V214H191ZM189 216L191 220L195 219V216ZM215 215V214H214ZM58 216V215H57ZM117 216V215H116ZM123 216H126L123 214ZM132 216V215H131ZM146 216V215H145ZM206 216V215H205ZM217 216V215H216ZM71 217V216H70ZM105 217V216H104ZM103 217V218H104ZM108 217V216H107ZM122 217V214L120 215ZM129 217V216H128ZM133 217V216H132ZM136 217V216H135ZM134 217V218H135ZM157 217H160V215H157ZM157 217H155L157 219ZM213 217V216H212ZM211 217V219H212ZM218 217V216H217ZM215 217V218H217ZM226 217V216H225ZM228 217V216H227ZM62 218V217H60ZM65 218V217H64ZM126 218V217H125ZM130 218V217H129ZM67 219V218H66ZM137 219V218H136ZM140 219V217H139ZM138 219V221H139ZM151 219V215L150 218ZM76 220V219H75ZM104 220V219H103ZM111 220V219H110ZM125 220V219H124ZM123 220V221H124ZM131 220V219H130ZM129 220V221H130ZM143 220V219H141ZM140 220V221H141ZM146 221L149 220L145 219ZM145 220H143L145 222ZM155 220V219H153ZM79 221V220H76ZM132 221V220H131ZM131 221L129 222L131 224ZM137 221V220H136ZM216 221V220H215ZM223 221V220H222ZM67 222V223H66ZM86 222V221H85ZM83 222V223H85ZM95 222V221H94ZM121 222V221H120ZM128 222V221H127ZM126 222V223H127ZM133 222V221H132ZM155 222V221H153ZM194 222V221H193ZM76 223V224H75ZM87 223V222H86ZM123 223V222H122ZM143 223V222H141ZM66 224V225H65ZM79 224V222H78ZM90 224V223H88ZM103 224V223H102ZM106 224V223H105ZM116 224V223H113ZM121 224V223H120ZM119 224V226H120ZM133 224V223H132ZM131 224V225H132ZM150 224V223H149ZM157 223H155L156 225ZM83 225V224H82ZM128 225V224H127ZM134 225V224H133ZM135 225H138L135 223ZM134 225V226H135ZM141 225V224H140ZM138 225V226H140ZM153 225V224H151ZM77 226V225H76ZM91 226V225H89ZM93 226V225H92ZM91 226V227H92ZM130 226V225H129ZM145 226V225H143ZM148 226V225H147ZM154 226V225H153ZM158 226V225H157ZM160 226V225H159ZM72 227V228H71ZM87 227V226H86ZM85 227V228H86ZM128 227V226H127ZM137 227V226H136ZM173 227V226H172ZM202 227V226H201ZM223 227V226H222ZM84 228L80 226V228L76 229L80 232V230ZM89 228V227H88ZM96 228V227H95ZM105 228V227H104ZM125 228V225L124 227ZM147 228V227H146ZM144 227V229H146ZM159 228V227H158ZM169 230H168V229ZM87 229V228H86ZM85 229V230H86ZM132 228H129V230ZM135 229V228H133ZM138 229V228H137ZM172 229V228H171ZM205 229V227H204ZM223 229V228H222ZM75 230V231H76ZM83 230V229H82ZM148 230V229H147ZM160 230V229H159ZM200 230V229H199ZM116 231V230H115ZM133 231V230H132ZM224 231V230H223ZM83 232V231H82ZM110 232V231H109ZM128 232V231H127ZM126 231H121L119 233L118 238H123L124 240L128 241L129 238L128 233ZM131 232V231H130ZM134 232V231H133ZM137 233L140 232V230L136 231ZM146 232V230H145ZM222 231H219V233ZM2 233V232H1ZM107 233V232H106ZM118 233V232H117ZM136 234V233H135ZM132 233H131V239H132ZM140 235V234H139ZM145 235V234H143ZM3 236V235H2ZM21 236V234L19 235ZM22 236H24L22 234ZM27 236V235H26ZM130 236V235H129ZM146 236V237H147ZM74 237V238H73ZM107 237V236H106ZM136 237V235H135ZM128 238V239H127ZM134 238V237H133ZM141 238H145L144 236H141ZM139 237V240L141 239ZM148 238V237H147ZM145 238V239H147ZM8 239V238H7ZM26 239V238H25ZM24 239V240H25ZM97 239V238H95ZM99 239V238H98ZM101 239V238H100ZM107 239V238H106ZM110 239V238H109ZM136 239V238H135ZM144 239V240H145ZM28 240V239H27ZM80 240V239H79ZM138 240V239H137ZM136 240V241H137ZM137 242H140V241ZM148 240V239H147ZM13 241V240H12ZM77 241V240H76ZM82 241V240H81ZM80 241V242H81ZM100 241V240H99ZM109 241V240H107ZM125 241V242H126ZM93 242V241H92ZM98 242V241H97ZM112 242V240H111ZM115 242V241H114ZM120 242V241H119ZM133 242V241H132ZM136 242V243H137ZM67 243V242H66ZM82 243V242H81ZM86 243V242H85ZM95 243V242H94ZM99 243V242H98ZM105 243V242H104ZM110 243V242H109ZM128 243V242H127ZM130 243V241H129ZM134 243V242H133ZM134 243V244H136ZM3 244V243H2ZM88 244V243H87ZM106 244V243H105ZM118 244V243H117ZM121 246H115L116 248L112 247L105 251V261L97 262L99 263H92L91 259L89 260L88 257L87 259L89 260L90 263H87V259L85 261V264H121L120 261H118L119 258L122 259L121 254L125 253L126 255H136V253H139L144 246H136V245H130L127 244L125 246V243H122L121 241ZM119 244V245H120ZM132 244V243H131ZM138 244V243H137ZM86 245V244H84ZM92 245V244H91ZM143 245V243H142ZM146 245V244H145ZM147 245V246H148ZM204 245V246H203ZM12 246V245H11ZM18 246V245H17ZM27 246V245H26ZM88 246V245H87ZM93 246V245H92ZM103 246V245H102ZM203 246L202 248L204 249L199 250L200 247ZM212 246V245H211ZM68 247V246H67ZM85 247V246H84ZM36 248V247H35ZM73 248V245H72ZM74 249V250H75ZM148 249V248H147ZM146 249V250H147ZM2 250V249H1ZM36 250V249H35ZM85 250V249H84ZM87 250V249H86ZM140 250V251H139ZM145 250V249H144ZM145 250V251H146ZM152 250V249H151ZM150 250V251H151ZM6 251V250H5ZM44 251V250H43ZM24 252V251H23ZM40 252V251H39ZM81 252V251H80ZM80 252H78L80 254ZM83 252V251H82ZM81 252V253H82ZM152 252V251H151ZM34 253V252H33ZM87 253V252H86ZM102 253V252H101ZM144 253V252H141ZM15 254V253H14ZM17 254V253H16ZM45 254V253H44ZM148 254V253H147ZM28 255V254H27ZM41 255V254H39ZM65 255V254H61ZM88 255V254H87ZM60 256V255H57ZM83 256V255H82ZM101 256V255H100ZM53 257V256H52ZM61 257V256H60ZM63 257V256H62ZM85 257H87L85 255ZM104 257H100L104 260ZM134 257V256H130ZM147 257V256H146ZM69 258V257H68ZM95 259V257H93ZM92 258V259H93ZM144 259V258H143ZM32 260V259H31ZM50 260V259H49ZM101 260V259H100ZM135 260V258H133ZM142 260V259H141ZM79 261V260H78ZM95 261V260H93ZM188 261H192L188 263ZM31 262V261H30ZM80 262V261H79ZM142 262V263H141ZM70 263V262H69ZM124 264V263H122ZM126 264V262H125Z\"/></svg>",
	"mask_w": 264,
	"mask_h": 264
}]
</instances>
